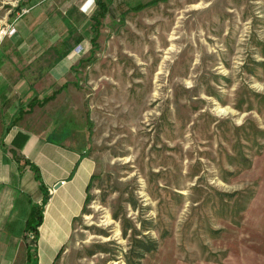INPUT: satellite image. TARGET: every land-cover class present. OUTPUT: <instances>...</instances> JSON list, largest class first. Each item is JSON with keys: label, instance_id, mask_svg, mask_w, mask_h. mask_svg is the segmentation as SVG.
I'll return each instance as SVG.
<instances>
[{"label": "rangeland", "instance_id": "1", "mask_svg": "<svg viewBox=\"0 0 264 264\" xmlns=\"http://www.w3.org/2000/svg\"><path fill=\"white\" fill-rule=\"evenodd\" d=\"M97 15L71 73L95 171L52 264H264V0Z\"/></svg>", "mask_w": 264, "mask_h": 264}, {"label": "crops", "instance_id": "2", "mask_svg": "<svg viewBox=\"0 0 264 264\" xmlns=\"http://www.w3.org/2000/svg\"><path fill=\"white\" fill-rule=\"evenodd\" d=\"M129 1L20 0L7 10L0 29V264H32L33 253L37 264H52L82 213L95 161L85 150L86 126L72 112L71 73L97 40L90 19L99 22V9ZM72 7L84 16L76 36ZM10 26L15 32L4 34ZM44 195L31 244L26 223Z\"/></svg>", "mask_w": 264, "mask_h": 264}, {"label": "trees", "instance_id": "3", "mask_svg": "<svg viewBox=\"0 0 264 264\" xmlns=\"http://www.w3.org/2000/svg\"><path fill=\"white\" fill-rule=\"evenodd\" d=\"M94 40H93V42H94ZM36 178L40 179V176H39V174H37V172H36ZM92 178H93V176H92ZM40 185H43L42 182H40ZM88 186H89V184H88ZM46 199H47V196L44 195V197L42 198V200L39 204H35L32 206L30 218H28L27 223H26V231L28 232V236L29 235L32 236L34 243L38 239V226L40 225V223L42 221V209H43V206L46 202ZM76 218H75V220H76ZM33 249H34V247H33ZM59 253L60 252H58V255H59ZM29 259H31L32 264H37V257L35 255V253L31 254Z\"/></svg>", "mask_w": 264, "mask_h": 264}, {"label": "built area", "instance_id": "4", "mask_svg": "<svg viewBox=\"0 0 264 264\" xmlns=\"http://www.w3.org/2000/svg\"><path fill=\"white\" fill-rule=\"evenodd\" d=\"M24 12H26V9H22V10H21V14L24 13ZM14 32H15V28L10 26V27L7 29V31H5L4 34H13ZM77 47H79V46H77ZM77 47H76V48H77ZM31 237H32V236H31Z\"/></svg>", "mask_w": 264, "mask_h": 264}]
</instances>
